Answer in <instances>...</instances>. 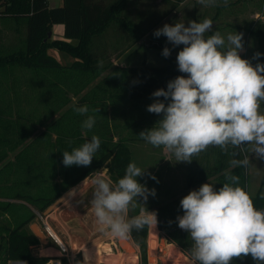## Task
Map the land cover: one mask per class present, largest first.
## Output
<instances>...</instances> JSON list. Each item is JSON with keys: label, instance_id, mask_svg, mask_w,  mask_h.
I'll list each match as a JSON object with an SVG mask.
<instances>
[{"label": "trees", "instance_id": "1", "mask_svg": "<svg viewBox=\"0 0 264 264\" xmlns=\"http://www.w3.org/2000/svg\"><path fill=\"white\" fill-rule=\"evenodd\" d=\"M132 1L63 0L62 5L53 7L49 0H0V14L25 25L21 46L0 48V215L7 219V222H1L4 218H0V264H9L10 260H24L27 264L49 262L51 258L37 256L31 249L40 242L28 228L36 217L35 210L43 212L65 192L97 171H106L114 183L125 175L127 165L131 163V149L125 144L126 138L118 131L117 124H111L108 119V114L114 118L121 113L118 97L108 95L109 102L107 98L99 100L93 87L89 97H81L76 104L75 107L89 103L88 99L103 103V109L95 107L98 110L95 112L90 107L89 114L100 122V129L72 128L70 119L77 116L76 113L72 115V109L62 111L56 119L50 116L49 124L45 126L44 109L49 108L46 104L50 97L57 98L60 94L67 97L71 93L78 96L81 75L93 78L113 67L114 62L128 52L135 53L134 47L148 30L142 27L140 15L134 18L124 13ZM165 1L169 3V0ZM179 2L177 0L173 6ZM56 24L64 25L65 39L48 37ZM249 31L258 40L257 52L262 54L259 61L264 64V21L256 22ZM150 39L149 45L158 47L159 54L163 53L162 43L169 42L167 37H157L154 33ZM146 45L142 42L138 47L146 49ZM50 48L68 52L75 61L69 66L61 64L49 53ZM165 59V65H147L144 63L147 60L145 53L144 64L123 67L129 100L167 101L163 97H154L152 93L161 88L167 90L169 81L187 74L178 70L172 52ZM101 60L102 66L98 64ZM262 110L264 113V101ZM93 135L98 136L101 143L92 163L87 167H65L62 153L82 146ZM232 153H236L233 160L246 157L245 150L233 146ZM227 174L238 176L239 186L247 192V166H233ZM220 178L218 188L230 182L224 172L220 173ZM263 187L264 176L260 190L255 195L249 194L257 209H264ZM26 205L33 209L29 208L30 213L23 215L22 207ZM156 212L162 229V209ZM138 215L140 212L131 211L128 218ZM148 231L146 225L141 230L132 229L129 236L141 248L143 264H148ZM169 242L180 244L191 257V244L182 245L174 238H169ZM59 259L61 264H71L65 255ZM230 264L256 262L249 255L234 258Z\"/></svg>", "mask_w": 264, "mask_h": 264}, {"label": "clouds", "instance_id": "2", "mask_svg": "<svg viewBox=\"0 0 264 264\" xmlns=\"http://www.w3.org/2000/svg\"><path fill=\"white\" fill-rule=\"evenodd\" d=\"M204 6L217 5V0H198ZM227 6L228 0H223ZM213 28L211 19L165 24L154 35L167 37L174 46L184 45L176 61L180 75L152 93L156 99L147 111L163 114L154 127L139 136L153 147L163 146L173 152L177 162L192 161L194 155L209 146L227 150L228 145L244 150L251 145L259 159H264V64L253 65L241 57L243 34L230 33L226 39L219 31L206 36ZM168 57L171 50L163 49ZM262 54L257 52L255 58ZM98 64L102 66L103 61ZM74 112L86 115L87 105L74 107ZM93 112L98 111L93 109ZM95 116L87 115L82 127L91 129ZM100 139L93 135L82 146L64 151L65 167L92 163L100 148ZM235 156L236 153H233ZM234 167H246L249 160H232ZM145 170L132 162L125 175L115 184L102 173L92 180L95 186L90 206L101 225V231L121 241L127 240L132 229L156 226L157 213L141 208L140 215L128 218L129 207H136L137 198L146 202L155 189H148L137 177ZM230 182L218 190L210 183L191 190L180 200L183 215L177 216L178 227L186 231L194 245L192 264H230L234 258L251 256L256 264H264V209L254 206L250 195L239 186V177L225 174ZM152 179H156L154 176ZM264 199V193L261 194Z\"/></svg>", "mask_w": 264, "mask_h": 264}, {"label": "rangeland", "instance_id": "3", "mask_svg": "<svg viewBox=\"0 0 264 264\" xmlns=\"http://www.w3.org/2000/svg\"><path fill=\"white\" fill-rule=\"evenodd\" d=\"M247 5H249V7L252 9L251 11L254 15V11L262 10L264 0H251V3L246 4V6ZM168 9H170V5H168L165 0L132 1L128 7H126L124 13L128 14L129 16L131 14L134 18H136L138 15L141 16L140 23L142 27H145V29L148 31L147 35L144 36L137 44L141 45L142 42L146 43V49H144L143 46L140 48L138 45L135 46L133 49L135 50L134 54H130V52H128L126 55H123V57L117 60V65H113V67L110 69L97 74L93 78L90 76L88 77L86 75H81V80L77 88L79 89L78 96H75L73 93L67 97L62 94H60L57 98H51L49 96L50 101L46 104V106H49V108L45 107L44 118L47 121L45 126H47L50 121V116H52V119H56L61 115L62 111L67 109H72L70 112L73 115L75 113L73 109L79 102V99L84 96L89 97L91 88L93 87L97 91L99 100L107 98V101L109 102L110 95L118 97V107L121 113L114 118H111V115L108 114V119L111 124H117L119 127L118 131L126 138L125 144L131 149L130 162H134L137 167L145 170L142 176L137 177L138 181L141 184L146 185L148 189H155V196L149 195L146 202L142 197L137 198L138 203H136V207L133 208L130 205L129 212H141V208H144L145 210L147 208V210L150 212H156L159 208H161L162 217L164 216V228L162 227L161 229L159 226V217L157 215V235H151L149 226L147 240V262L148 264H192V258L185 253L180 244L169 242V238H174L182 245L184 244L185 246H188V244H191L192 247L194 245V241L191 239L189 234L178 227L176 218L177 216H181L183 214V210L180 208V200L191 190H197L204 183H210L218 190L219 188L217 187V184L221 180L220 173L224 172L226 174L233 167L231 163L233 160V153L231 145H228L226 151L222 150L219 146H209L205 151H202L198 155H194L191 158L192 161L177 162L176 156L170 153H165V148L163 146L158 148L153 147L150 143L146 142L139 136L142 131L154 127V125L160 119H162L163 114L157 115L147 111V106L153 103L155 100L134 101L127 98V89L125 86L126 77L123 67L127 65L139 66L144 63L151 66H162L166 64L165 57L162 54H159L160 49L154 46L151 47L149 45V42L151 41L150 35L155 33L156 30L161 29L165 24L174 25L175 23L180 22L184 23L185 26H188L189 21L201 22L205 18L211 19L213 23V18L211 17L212 5L204 6L198 3L197 0L187 1L183 5H180L175 10L171 11L169 15L164 17L163 14ZM5 17V14H0V48L21 46L24 40L25 25L23 22L16 23L15 21H11ZM247 17V21L245 20V23L243 24L247 25L249 28L256 22L262 21L260 18H255V16ZM230 21L233 22V25H236L235 27L240 26L242 23L237 19H230ZM57 25L59 24L54 26ZM213 33L214 32L212 30L205 35L208 36ZM220 33L222 35V32ZM222 36H224L226 39L225 34ZM54 37L64 39V35H59L55 29L53 30L52 38ZM256 41V36L249 31L248 42L252 45L251 48H253V50L249 51L248 58L253 65L258 63L257 58H255ZM165 47L171 50L174 55V60L177 63L176 57L178 52L183 49L184 45L174 46L171 42L165 41L162 43L161 48L164 49ZM49 53L54 56H56V54H61L63 58H58V62L61 64H72L69 63L72 61H69L70 56L65 51L49 49ZM145 53H147V60L143 63ZM64 57H66L68 61H66ZM116 68H118V70H115ZM84 85L87 86L84 89H80ZM87 101L89 103L84 102L80 106L87 105L89 112L86 115H79L76 113L77 116L71 117L70 126L72 128L82 127L87 115L91 113V108L94 109L95 107L100 106L101 109H103L102 102H90L89 99ZM68 102L69 104H67ZM163 102L167 104L169 101L167 100ZM61 104L63 105L62 107L60 106ZM260 107L262 109V101L260 102ZM50 112L52 114H49ZM98 125H100V122L95 120L93 128L98 127ZM116 140L117 137L114 138V141ZM250 149L252 150L251 145ZM244 150L249 160V164L247 165V192L250 195H255L260 190L262 185V179L264 175V159L257 158L253 151L248 149L247 145L244 146ZM221 166L223 167L220 168ZM95 173H103L106 179H110L112 181L106 171H97ZM153 176L156 179H152ZM90 183H92V180ZM113 184L115 183L113 182ZM76 186L65 192L67 194L65 199L61 200V197L65 194L64 193L49 207L54 210L56 207L63 204L71 196V194H73L74 190H76ZM49 207H47L43 212L35 210L36 217L30 223L31 225H37L43 232L46 238V241L43 243H47L49 239L39 225L42 224V216L45 217V215H47L48 212L46 211ZM29 208L30 206H23L22 214H29L32 207L30 209ZM1 217L2 215H0V218ZM2 218L1 222H7L6 216ZM115 241L117 244H119V246L123 247L125 253L122 257L118 256L114 264H143L144 257L141 248L135 244L130 237L124 241L115 238ZM53 242L55 241L53 240ZM106 242L107 240L103 238V242L98 245L97 252L99 255L102 244L104 251L109 249V245H106ZM162 242L163 245H161ZM129 247H132V252L128 251ZM56 252L60 253L58 251ZM61 255L64 256L65 253ZM89 264H91V262H89Z\"/></svg>", "mask_w": 264, "mask_h": 264}, {"label": "crops", "instance_id": "4", "mask_svg": "<svg viewBox=\"0 0 264 264\" xmlns=\"http://www.w3.org/2000/svg\"><path fill=\"white\" fill-rule=\"evenodd\" d=\"M176 1L177 0H169V3L167 2L168 5H170V9L165 11L164 17L169 15L171 11L175 10L177 7L183 5L189 0H180L177 6H173ZM250 3L251 0H228V4L227 6H225L223 4V0H217V5H212L211 12V17L213 18L214 25L212 28L213 32H222V35L225 34L226 37L228 34L235 32L243 34V50L240 52V55L242 58L248 60L249 51H252L253 48H251L252 45L248 42L249 27L247 25H244L243 23H245V20L247 21V16H255V18H260L262 21H264V5L262 6V10L254 11L253 15L251 11L252 9L249 7V5L246 6V4ZM49 4L50 6H60L63 4V0H49ZM230 19H237L242 23L240 26L235 27L236 25H233V22H231ZM54 29L59 35H64L63 24L53 26L52 35ZM52 39L63 38L54 37ZM257 47L258 40L255 44L256 53ZM66 53L70 56L69 61H72L69 63H73L75 61V58L68 52ZM54 57H56L57 60L58 58H63L61 54H56V56ZM64 58L66 59V61H68L66 57ZM257 62L259 63L258 59ZM69 65L71 64H68L66 66ZM115 65H117V61L114 62V66ZM260 112L264 114L261 107ZM247 147L249 150H251L250 145H247ZM164 152L174 155L173 152H170L166 148ZM97 174L100 173H95L94 175L92 174L78 183L75 187L76 190H74L73 194H71V196L63 204L56 207L51 213L45 215V217L43 216L44 219H42V224H40L39 226L47 235L49 241L47 243H43L39 239L40 242L38 244L32 245L31 249L35 255L49 257L51 258L49 262H51L53 259L62 254L60 244L57 242L58 240L68 250L66 251L65 256H67L71 264H89V262H91V264H114L118 256H124L125 251L123 250V247L117 244L115 238L106 234L105 231H101L102 226L97 223L94 212L92 211L90 206L92 192L94 191L95 187L90 182L95 178ZM44 221L47 222L52 228L53 235L57 239L56 241L45 231ZM32 226L33 225L29 224L28 228L33 232ZM103 238L107 240L106 245H109V249L104 251V249L102 248V244L99 255V253L97 252V247L101 244V242H103ZM53 240L55 242H53ZM131 248L132 247L128 248L129 252L133 251L131 250ZM56 251L60 253H57ZM49 262H47L46 264H48ZM9 264H27V262L24 260H10Z\"/></svg>", "mask_w": 264, "mask_h": 264}, {"label": "built area", "instance_id": "5", "mask_svg": "<svg viewBox=\"0 0 264 264\" xmlns=\"http://www.w3.org/2000/svg\"><path fill=\"white\" fill-rule=\"evenodd\" d=\"M99 172H101V171H99ZM95 173H93V175H94ZM42 219H44V217L42 216ZM44 229H45V231L56 241L57 239H56V237L53 235V233H52V228L50 227V225L47 223V222H45L44 221ZM57 242L60 244V247H61V252H62V254L63 253H66V251H67V249L65 248V246L64 245H62L58 240H57ZM62 255H60V256H58V257H56L55 259H53L51 262H49L48 264H61V261H60V259H59V257H61Z\"/></svg>", "mask_w": 264, "mask_h": 264}, {"label": "water", "instance_id": "6", "mask_svg": "<svg viewBox=\"0 0 264 264\" xmlns=\"http://www.w3.org/2000/svg\"><path fill=\"white\" fill-rule=\"evenodd\" d=\"M52 36V32L49 33L48 37H51ZM47 40V39H46ZM67 197V194L65 193L62 197H61V200L65 199ZM53 210L49 207L48 210L46 212H48L47 214L51 213ZM32 229H33V233L42 241V242H45L46 241V238L43 234V232L39 229V227L37 225H33L32 226ZM150 260V258H149ZM151 261V260H150Z\"/></svg>", "mask_w": 264, "mask_h": 264}, {"label": "bare ground", "instance_id": "7", "mask_svg": "<svg viewBox=\"0 0 264 264\" xmlns=\"http://www.w3.org/2000/svg\"><path fill=\"white\" fill-rule=\"evenodd\" d=\"M52 231V230H51ZM52 233H53V231H52ZM150 233H151V235L152 236H155V235H157V233H158V229H157V224H156V226H150ZM155 241V240H154ZM161 245H163V242L161 243ZM162 249V248H161ZM168 263V262H167Z\"/></svg>", "mask_w": 264, "mask_h": 264}]
</instances>
